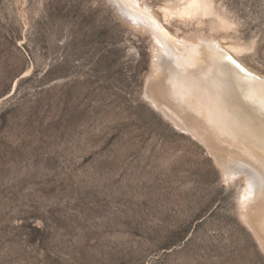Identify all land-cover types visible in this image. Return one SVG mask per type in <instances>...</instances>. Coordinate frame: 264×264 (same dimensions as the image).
<instances>
[{
  "label": "rangeland",
  "instance_id": "374dc122",
  "mask_svg": "<svg viewBox=\"0 0 264 264\" xmlns=\"http://www.w3.org/2000/svg\"><path fill=\"white\" fill-rule=\"evenodd\" d=\"M140 1L264 79V0H213L202 24ZM143 28L113 0H0V264H264L243 218L258 173L229 178L152 105Z\"/></svg>",
  "mask_w": 264,
  "mask_h": 264
},
{
  "label": "bare ground",
  "instance_id": "6f19581e",
  "mask_svg": "<svg viewBox=\"0 0 264 264\" xmlns=\"http://www.w3.org/2000/svg\"><path fill=\"white\" fill-rule=\"evenodd\" d=\"M113 1L155 40L154 72L146 86L152 105L200 139L228 177L239 168L234 161L258 173L257 183L246 190L243 218L264 250V79L231 54L239 47L225 49L199 33L175 36L140 0ZM164 11L168 19L180 12L200 24L216 14L213 0H174Z\"/></svg>",
  "mask_w": 264,
  "mask_h": 264
}]
</instances>
